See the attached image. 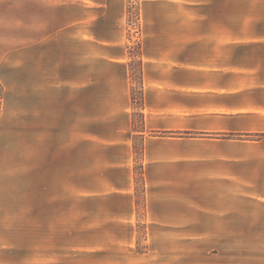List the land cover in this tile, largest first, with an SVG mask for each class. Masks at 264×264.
Here are the masks:
<instances>
[{"label": "crops", "instance_id": "0c3cea01", "mask_svg": "<svg viewBox=\"0 0 264 264\" xmlns=\"http://www.w3.org/2000/svg\"><path fill=\"white\" fill-rule=\"evenodd\" d=\"M138 6L134 113L128 0H0V264H264V0Z\"/></svg>", "mask_w": 264, "mask_h": 264}, {"label": "rangeland", "instance_id": "374dc122", "mask_svg": "<svg viewBox=\"0 0 264 264\" xmlns=\"http://www.w3.org/2000/svg\"><path fill=\"white\" fill-rule=\"evenodd\" d=\"M128 11H129V18H130V22L128 23V34L130 36H132V38H138V36H134L133 31L137 30V32L139 33V6H138V0H128ZM2 25H0V27L3 28V25L5 26V23H1ZM17 24H13V26L11 28H13V30L15 31V28H17L16 26ZM8 26V25H7ZM131 58H132V62L130 64V69L132 72V76H131V80L132 83L134 84V86L132 87V89L135 91L136 93V101L133 102L132 101V105L134 108V113H141L142 110V106L143 103H140V100H138L140 98V93L142 92V86H141V75L139 73L140 70V65L138 62V57H137V51L139 49V41H131ZM5 55H1V57H3ZM143 95V93H142ZM2 99V95L0 93V101ZM131 99H132V95H131ZM1 105V102H0ZM138 116L136 117V123H140V117L139 114H137ZM140 125V124H139ZM140 184L138 186V194H140V213L142 211V182L138 183ZM137 237L138 240L140 241V245L138 246L139 251H145L146 250V245L142 242V240L144 239V231L142 229H138L137 231ZM35 248V247H33ZM78 251L76 252V257H72L69 260L68 259V252H65L63 247H61L62 253L63 255H66L65 257H67L65 261H63L61 264H118L117 262H108L103 261V260H99V262H97L98 260H96L95 257H91L89 256V254L85 253L83 251V247H77ZM34 252V251H31ZM30 264H36V262H30Z\"/></svg>", "mask_w": 264, "mask_h": 264}, {"label": "trees", "instance_id": "16d2710c", "mask_svg": "<svg viewBox=\"0 0 264 264\" xmlns=\"http://www.w3.org/2000/svg\"><path fill=\"white\" fill-rule=\"evenodd\" d=\"M129 11H128V8H127V22L129 23L130 22V18H129ZM139 54H140V52H139V49H138V51H137V57L139 56ZM138 62H139V60H138ZM139 65H140V63H139ZM139 73H141V70H139ZM141 75V74H140ZM142 99H143V96H142V92L140 93V98L138 99V100H140V103L142 104L143 102H142ZM137 99H136V93H135V91L132 89V101L133 102H135ZM138 115L137 114H134V118H133V121H134V128H136V117H137ZM139 117H140V126H141V128H143V116H142V114H139Z\"/></svg>", "mask_w": 264, "mask_h": 264}, {"label": "built area", "instance_id": "2783aa9c", "mask_svg": "<svg viewBox=\"0 0 264 264\" xmlns=\"http://www.w3.org/2000/svg\"><path fill=\"white\" fill-rule=\"evenodd\" d=\"M133 33H134V36H136V37H137L138 34H139V33L137 32V30H134ZM132 40H133V41H139V36H138V38H133Z\"/></svg>", "mask_w": 264, "mask_h": 264}]
</instances>
